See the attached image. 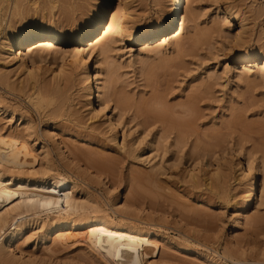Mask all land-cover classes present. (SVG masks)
<instances>
[{
  "label": "rangeland",
  "instance_id": "rangeland-1",
  "mask_svg": "<svg viewBox=\"0 0 264 264\" xmlns=\"http://www.w3.org/2000/svg\"><path fill=\"white\" fill-rule=\"evenodd\" d=\"M94 1L96 3L90 2L93 7L98 0ZM116 2L112 0L111 6L114 7ZM162 3L164 7L159 9L153 0L131 2L132 16L140 19L138 26L148 20L162 19L169 0H162ZM227 3L237 7L246 16H251L252 12L257 14L254 23L250 24L252 41L249 47L254 46L255 42H264V0H227ZM190 4L189 7L196 11L194 24L199 33L203 30L206 34L209 26L215 28L211 21L215 19L217 10L222 9V0H192ZM40 5V13L31 10L30 4L27 5L30 13L27 12L24 17L27 15L28 22L37 18L38 14L46 19L52 16L57 19L60 9L54 8L52 11L43 2ZM68 8H65L66 13L78 15L77 10L74 12V9ZM51 13L54 15L51 16ZM194 24L186 21V31L190 33ZM231 29L233 31L234 27ZM207 33L209 34L206 36L211 37H208L207 42L200 39L204 33L196 34L199 37L195 35L198 39L195 38L196 41L192 42L194 46H190V43L184 52L176 53L169 45L166 53L160 55L161 58L152 53L143 54L141 65H129L126 51L120 47L114 48L112 57L108 59L112 62L111 66L109 63L102 67L104 71L113 72L110 84L114 100L119 101V96L125 97V101H122L124 103L117 106L113 100L108 107L110 113L119 117L116 146L110 142L111 134L106 125L99 127L87 116H82L84 113L81 115L74 112L82 102L84 90L78 63L70 64L69 59L65 62L50 59L49 64L43 63L42 70L46 72L44 82L56 75L61 91L54 100L51 99L40 109H35L25 95L0 90V101L8 106L7 114L0 113V128L2 132H6L12 126L7 122L10 107L11 110L16 109L11 115L15 124L13 130L23 129L22 125L18 126L22 119L17 118L20 117L17 112L30 117L32 125L34 123L31 131L35 132H32V138L35 139L36 136L38 143L29 141L30 145L33 143L31 146L36 151L35 154L39 155L45 146L49 165L53 169L50 174L57 173L75 182L80 195L95 198L112 217L120 218L122 215L121 219L127 221L139 220L140 224H151L155 230L174 239L178 250L176 247L174 250L164 249L160 257L165 258L166 262L162 264H204V257L218 264H264V80L252 82L237 76L232 61L227 59L225 50L220 48L229 41L226 33L215 30ZM162 58L166 61H161ZM146 64L147 67L148 64L151 66L148 67L149 71ZM93 68L92 62L91 69ZM27 69L30 67L27 66ZM17 76L12 79L24 80L22 76ZM156 100H160V104ZM149 104L153 105L150 107ZM145 105L148 108H144ZM155 105H159L160 109L166 107L167 119L181 117L180 122L176 121L182 122V125L167 123L170 127H166L165 122L162 125V120L154 112L160 109L157 110ZM56 106L60 110L58 115H53L51 110ZM161 125L163 129L165 127L170 131L169 135L163 129V133L158 132ZM122 132L126 133V142L141 141L142 144L158 137L159 133L161 138L157 141L160 143H156L159 144L156 146L159 151L157 149L154 161H161L160 158L163 157L167 167L164 174L157 177L158 183L163 187L155 190L160 195H156L146 184L135 178L147 171L149 164L143 161L145 156L135 157L140 153V143H136L132 155L120 152L117 146L120 145ZM32 138L30 137L31 140ZM147 151L149 147L144 152ZM229 155L241 159H250L251 156L257 169L260 164L262 166L261 170H257V195L253 206L246 211V220L241 221L237 228H234V222L241 216L237 214L240 213V202L247 189L245 180L234 164L229 162ZM192 156L201 160L199 167L192 166ZM107 158L112 162L108 164ZM105 163L108 166H104ZM151 191L156 196V206L148 202V198L154 196ZM125 211L127 214H124ZM128 215H131L130 219ZM40 232L35 230L31 237L23 239V243L19 244L24 260L32 261L30 264H90V255L87 257L86 250L80 244L63 248L54 245L51 248L52 255L51 252L42 250L43 243L39 242L40 235L36 234ZM197 250L203 254V258L195 259V255L191 254ZM155 256L156 260H160L159 254L156 253ZM39 259H43L42 262ZM157 262L159 261L155 264Z\"/></svg>",
  "mask_w": 264,
  "mask_h": 264
},
{
  "label": "bare ground",
  "instance_id": "bare-ground-1",
  "mask_svg": "<svg viewBox=\"0 0 264 264\" xmlns=\"http://www.w3.org/2000/svg\"><path fill=\"white\" fill-rule=\"evenodd\" d=\"M111 1L112 0H106V5L111 8V11L107 16V24L104 27V31L100 33V36L94 43L90 42L88 45L89 49L95 48L96 51L86 52L81 50L77 52L76 45L73 44L71 47L65 46L69 40L64 34L75 32L78 24L84 18L91 16L92 13L96 11V5L93 7L90 3H96L94 0H0V90L6 89L10 93H15L14 95H16V93L25 95V98H28L27 100H29L35 109H40L44 104H48L51 99L58 96L61 91V88L59 89L60 81L59 79L57 80L56 75H52L49 78L51 79L47 81L49 83L44 82L46 81V77H43L46 75V72L45 70H42L43 63L49 64L50 59L54 61L59 59L61 62H65L66 59H69L71 61L70 64L78 63V71L82 78L81 81L84 93L83 97H81L83 98L81 99L82 102H80L79 107L74 112L81 115L84 113L82 116H87L89 119L93 120L94 123L99 125V127L106 125L111 134L110 142L116 146L118 128L120 125L119 117L117 114L108 111L109 104L113 102V96H115L111 90L110 84V78L113 72L111 70L104 71L102 67L103 64L108 66L110 63V60L108 61V59L112 57L114 48L120 47V49L125 50L127 58L129 59V65L132 66L134 63L140 64V62H143V54L152 53L154 56L156 55V57L163 55V53L165 54L167 50L166 47L169 45L172 48L171 50L176 53L184 52L190 43L192 44L190 46H194L193 43L196 41L195 38L198 39L197 37H199L196 34L202 35L204 33L202 35L203 38L200 36V39L201 41L206 40L207 42L208 37L211 38L210 35L206 36L209 34L207 33L209 30L225 32L229 41L226 42L225 45H222L224 47L220 48L221 50L223 49V51L225 50L224 54L226 53L227 59L229 58L232 61L234 65L233 69L237 71V76L244 77L245 80H250L252 82L264 80V42L259 44L255 42L254 46L251 48L249 47V43L252 41V28L250 27V24H253L256 20L257 14L255 12L251 13L252 17L249 15L246 16L240 12L237 7L227 3V0H222V9L217 10L215 19L211 21L215 28L209 26V30L206 31L205 34V32H202L203 30L199 33V29L197 30L195 27L196 24H194V21L196 20V11L189 7L192 0H169V5L164 12L162 19L148 20L139 26L138 23L140 19L133 17L130 11V3L134 2V0H116L117 2L114 7L111 6ZM40 2H43V4L48 6L47 9L49 8L52 11L54 8L60 9L56 20L54 16H52L54 15L52 13V17L47 19L42 16L40 17V14H38L41 12L40 6L42 4L40 5ZM97 3H99V0ZM153 3L160 7L159 9L164 7L162 0H153ZM28 4H30L31 10L39 11L37 13V18L33 17L34 19H31L32 21L30 22L26 20L27 15L24 17L25 14L30 11V7L27 6ZM33 5L36 7L33 8ZM68 7H71L72 10L74 9V12L77 10L78 15L76 16L73 12H70V14L66 13L65 8ZM88 8L90 9L88 10ZM41 10H43V8ZM33 12L34 11L31 13ZM226 19L229 21L227 24L224 23ZM36 21H39L41 25H46L48 28L52 29L57 34L56 38L60 39L61 42L53 44L50 41H44L35 45H30L23 50L19 47L14 50L13 42L9 38V33L15 35L17 30L21 29L25 24L34 23ZM165 21H167V24L165 25L164 30L168 35L161 36L160 41L154 45H138L136 40L138 30L147 29L154 24H165ZM186 21L194 24L190 29V33L186 31ZM232 27H234L233 31L231 29ZM153 30L155 31V29ZM183 34L185 35L183 36ZM195 35L197 37H195ZM117 41L120 43H117ZM125 45H127V47H125ZM244 46L248 49H245ZM219 51L217 50V52ZM217 52L216 55L218 56ZM85 55L88 56V59H84ZM161 57L162 56H160V58ZM163 60L164 59L162 58L161 61ZM92 62L94 64L93 69H91ZM111 63L109 64L110 66ZM145 63L146 62H144V64ZM238 64H240L241 67L237 68ZM27 66L30 67V69H27ZM149 66L150 64H148V67ZM145 67L148 71L150 70L148 69L147 64ZM17 74H20L19 76H22L24 80H16V83V78L13 80L12 77L17 76ZM65 81H68V79L65 78ZM200 81L201 80L199 79V85ZM203 82L205 84L204 79ZM204 89L206 90L207 88ZM0 98L2 97L0 96ZM118 98L119 101L116 99V101L114 100L113 102L117 106L119 103H124L122 101H125L124 96H119ZM156 101L160 104V100ZM2 102L0 101V113H6L8 106H4ZM29 102L27 103L28 105L30 104ZM152 105H150V107ZM145 107H147V105H145L144 108ZM154 107L157 110L160 109L159 105L158 107L156 105ZM186 107L187 104L184 109H186ZM15 110H11L10 107L8 113H11L13 116ZM59 110L60 107L56 106L51 110V114L58 115ZM150 110L151 109H149V111ZM166 111V107L164 109L161 108L159 111H154L159 120H162L161 124H164L165 122L164 125H167L166 127H170L171 124H173V126L175 124L182 125V122L178 123L180 122L179 119H182L181 117L176 118L175 120H171V118L167 119L165 117L167 115ZM49 113L50 111L48 114ZM17 114L20 116L18 117L19 120L22 119L18 126L22 125L21 127L23 129H19V131L12 130L11 132H8L7 136H5V132H2V129L0 128V141H2L0 142V165H3L0 167V193H6L9 191L18 192L20 193V196L14 197L12 200H8L6 197L0 199V211H5V209L10 208L16 200L21 198L27 199L32 196H40L41 198H59L65 193H71V196L69 197L70 204L68 206L71 210H64L65 206L62 204L61 210H53L52 212L40 209L38 206L16 207L5 212L3 221L0 223V228L3 229L0 231V264H30L32 261L28 262L27 260H24V254L22 255L23 252L21 253L19 244L23 239L25 240L31 237V234H33L35 230L41 231L40 234H36L40 235L38 237L40 241H38L43 243L44 249L42 250L51 252L53 251L51 248L54 245H59L63 248L80 244L86 250L85 254L87 257L90 255L88 257L90 264H155L156 261H159L160 264H162V262H166L165 258L160 256L166 248L173 250L175 247L177 248L178 244L174 239L165 235L163 232H160V230H155L150 226L151 224H140L138 222L139 220L137 221L138 223L132 220L127 221L121 219L122 215L119 216L120 218L112 217L107 212L108 210L106 211L103 206H101L102 204L100 205L95 198L83 197L82 194L80 195V189L75 182L70 181L66 177L57 173H54V175L50 174L51 171L53 173V169L52 166L49 165L48 151L45 146L42 147L40 155L37 153L35 154L36 151L31 146L36 142V136L35 139L32 138L33 131H31L34 123L32 125L31 118H27L28 116L26 117L25 114H22L24 117L21 114L19 115L18 112ZM185 114L183 116H186ZM167 123L170 125L168 126ZM162 125L160 126L162 128H159L158 132L160 131L163 133V130H168L167 128L166 130L165 127L163 129ZM158 127L159 125L157 128ZM168 132L170 131H167L166 134L169 135ZM33 133L35 134V132ZM157 136L158 137H154V139L148 141L147 144H142L141 141L128 143L125 139L126 133L122 132V139L120 145L117 147L120 152H125L129 156L133 154L136 143H138V145L139 143L140 145L142 144L139 148L140 153L135 157L141 158L145 156L143 161L148 163L149 167H147V171L140 174L138 173L139 175H136L137 177L135 178L146 184L150 190L156 193V195H160L158 191H155L162 187L158 183L157 177L164 174L167 167L164 165L163 157L160 158L161 161H154L156 157L155 153L158 149L156 146L159 145L156 143H160L157 140H160L161 138H159V133H157ZM29 141H32L33 143L30 145ZM176 141L177 140H175V142ZM148 147L149 151L144 152ZM196 152L197 151L195 150L194 153ZM199 152L200 151H198V154H200ZM229 156V162L234 164L233 166L235 169L239 171L241 177L245 180V186L247 189L245 196L240 202V209L238 210L240 213L237 214L241 216L239 220L234 222V228H237L240 226L241 221L246 220V211L253 206L255 196L257 195V193L255 194V189H257V170H261L262 166L260 164L258 166L259 169H257L251 156L250 159L236 158L232 155ZM190 159L193 167H199L201 160L199 161L193 156L192 158L190 157ZM171 160L172 158L170 161ZM106 162L109 164L112 160L107 158ZM108 164L105 163L104 166H108ZM13 171H15L14 175L12 174ZM138 181L135 182L137 183ZM135 186H137V184ZM148 187L144 186V188ZM262 188H264V182H262ZM154 197H156L155 194L148 198L149 204L153 206L156 204V198ZM124 214H127V212ZM130 216L128 217L129 219ZM132 219L135 220L134 218ZM105 232H115L118 235L116 237H108L104 235ZM121 237H123V239H121ZM130 237L133 239H129ZM197 251L191 253L195 255L194 258H203V254ZM156 253L159 254L161 261L156 260ZM50 255H52V252ZM205 258L206 257H204L202 262L204 264H218L208 257V259ZM159 262H157V264Z\"/></svg>",
  "mask_w": 264,
  "mask_h": 264
},
{
  "label": "snow or ice",
  "instance_id": "snow-or-ice-1",
  "mask_svg": "<svg viewBox=\"0 0 264 264\" xmlns=\"http://www.w3.org/2000/svg\"><path fill=\"white\" fill-rule=\"evenodd\" d=\"M96 11L92 13L91 16H87L84 18L77 27V30L71 34L65 33V37L68 38L69 42L65 44L66 47H71L73 44L77 46V52L84 50L88 51H96L95 48L89 49V43H94L97 38L100 36V33L104 31V27L107 24V16L111 11L110 7H107L106 0H99V3L96 4ZM229 21L226 19L224 21L227 24ZM165 24L161 25H152L147 29L138 30L136 40L138 45H154L160 41L161 36L168 35V33L164 30ZM155 29V31L153 30ZM57 34L46 25H41L39 21L34 23L25 24L21 29H18L16 34L13 35L9 33V38L13 42V48L19 47L21 50L29 47L30 45H35L40 42L50 41L53 44L60 43L61 40L56 38ZM117 43H120L117 41ZM127 47V45H125ZM119 51V49H117ZM84 59H88V56L85 55ZM118 60L119 57H116ZM239 67V65H237ZM18 118V117H17ZM11 124V128H8L5 132V136H7L8 132H11L15 128V124L12 121L11 113L8 114V121ZM2 142V141H0ZM3 165H0L2 167ZM15 174V171L12 173ZM20 196L18 192H6L0 193V199H4L5 197L8 200H12L14 197ZM71 193H65L59 198H50L40 196H32L30 198L18 199L16 200L8 209L5 211H0V223L3 221V217L5 212L10 211L16 207H25V206H38L40 209H44L48 212H52L53 210H61V205L63 204L64 210L70 211L71 209L68 207L70 204L69 197ZM79 203V202H78ZM79 211V210H77ZM3 229L0 228V231ZM102 231V230H101ZM104 235L108 237H116L118 234L115 232H105ZM123 239V237H121ZM133 239V238H129Z\"/></svg>",
  "mask_w": 264,
  "mask_h": 264
}]
</instances>
